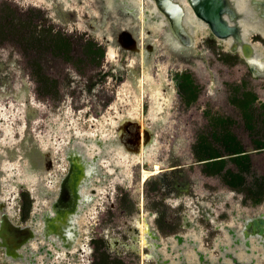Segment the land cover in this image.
<instances>
[{
    "label": "rangeland",
    "instance_id": "374dc122",
    "mask_svg": "<svg viewBox=\"0 0 264 264\" xmlns=\"http://www.w3.org/2000/svg\"><path fill=\"white\" fill-rule=\"evenodd\" d=\"M64 1L78 9L81 18L100 16L99 7L93 0H82V3ZM50 4L49 0H0V166L6 169L0 198L7 202V211L11 215L15 212L14 199H8L10 191L20 196L19 187L11 181L28 183L31 180L36 183L25 154L27 148L33 147L37 151L51 149V158L57 168L45 172V176L56 182L60 167L67 165L64 159L66 149L78 145L86 152L89 149L92 152L97 145L93 140L88 143L87 138L90 136L96 140L98 134L103 145L112 150L107 156L109 163L123 166V169L115 171V166L105 167L106 173H113L110 182L98 188L100 196L81 216V227L86 234L82 247L86 252L81 253L80 259L86 258L82 256L88 252L91 231L88 222L99 220L98 226L102 230L111 228L113 232L116 228H126L128 222L133 226L138 216L134 206L137 198L150 226L161 235L160 249L165 258L175 261L176 254L167 247L175 245L174 234L179 232L194 238L199 250L217 259L219 245L231 243L225 225L239 231L244 219L264 213V78L252 76L242 59L224 53L223 50L227 49L225 43L212 38L208 29L197 30L195 46L200 50L203 47L204 60L190 65L192 73L189 74L194 82H191L192 88L199 91L200 96L192 90L190 95L193 98L186 108L179 103L175 93L168 92L172 98L169 103L167 100L164 113L158 116L163 126L156 130V139L161 137L166 141L157 139L154 150H150L151 156H147L148 166L160 161L165 168L177 167V172L149 177L144 189L138 192L137 166L125 162V151L117 135V128L123 120L120 117H130L133 112L134 93L126 88V84L133 80L128 78L133 75L130 68L134 67H127V62L119 63V57L110 59L114 67L121 68L124 79L109 78L106 85L96 84L95 91L90 92V81L97 79V66L105 64L97 58L103 51V46H97L101 34L93 33L87 37L90 33L84 31L86 28L81 23L78 28L72 23H59ZM259 32L261 29L257 27H248L247 38L254 39L257 47L264 51V37L261 39ZM74 36L88 43L79 44L78 39H71ZM156 42L160 44V40ZM92 45L94 49H90ZM111 51L120 53L116 45L114 49H108ZM126 54V59H130L131 55ZM155 59L158 62L159 58ZM128 64L134 63L129 61ZM164 66L165 75L170 76L163 77L165 83L178 88L183 77L170 80L171 70L167 64ZM153 69L155 72L156 68ZM67 77H71L69 81ZM125 91L127 96L123 93ZM94 93L99 98L93 106L91 97H95ZM28 97L31 98L30 105ZM150 97L148 94L144 105L146 102L151 105ZM162 97L159 95L160 101ZM142 118L150 125V115L145 114ZM207 120V125L200 127V123ZM186 121L190 122L186 128L175 130L174 125L182 126ZM198 136L202 142L193 143ZM107 137H110L109 141L105 140ZM172 137L182 142L173 144ZM11 152L14 158L8 159ZM215 156H224L225 159L204 163L205 159ZM172 158H176L175 162ZM179 166L182 168L178 169ZM128 171L132 173L131 180L122 183L124 176L129 175ZM184 174L190 179L192 193L183 192L180 201L159 187L163 180L171 181V177H175L179 181L178 177ZM110 203L118 206L117 211L126 210L124 219L118 215L115 223L111 217L113 213H105ZM150 212L153 216L159 214V217L153 218ZM186 220L191 222L190 226L185 225ZM54 252L49 264L61 255L56 250ZM2 253L3 249H0V255ZM183 253L187 264H200L191 245L185 247ZM239 254L246 260L254 257L255 264H264L263 247L255 238H252V252L247 254L239 249ZM131 257L137 258L128 255L129 260ZM226 260L232 263L229 258ZM152 261L144 259V264H153Z\"/></svg>",
    "mask_w": 264,
    "mask_h": 264
},
{
    "label": "flooded vegetation",
    "instance_id": "af4514ba",
    "mask_svg": "<svg viewBox=\"0 0 264 264\" xmlns=\"http://www.w3.org/2000/svg\"><path fill=\"white\" fill-rule=\"evenodd\" d=\"M49 1L51 2L50 5L53 15L59 23H72L77 28L78 24L81 23L86 28L84 31L90 33L87 37L93 33L101 34L99 37L100 40L97 39V46L100 48L103 46V51L100 57L97 55V58L102 59L105 64L97 66V79L93 78V80L90 81L89 87L90 90L92 89L90 92L93 93L95 91H93V87L96 84L102 83L106 85V80L109 78H113L114 80L121 79V81L124 79L121 75V68H116L114 67L115 65L111 64L112 58L119 57V63L121 62L122 64V62H127V67H134L130 68L133 75L128 78H132L133 80L130 81L131 83L128 80L126 84V88L131 89L134 93L135 102L133 104V112H131L132 115L130 117L127 115L125 117H120V119L123 120L119 123L117 135L119 136L118 140L122 143V147L125 151L124 157L127 159L125 162L130 165L133 162V165L137 166L136 168L138 171L135 173L138 178L137 182H139L138 192H140V189H144V185L146 183V181H141V170L143 168L146 170H153L155 166V163H153L152 166H148L149 157L147 156H151L150 150H154L156 141L159 140L161 142L164 140L161 137H158V140L156 139V130L159 129L160 126H163L161 125L162 119L158 116L164 113L165 108L167 107L165 104H168L170 98H172V94H168V92L171 91L175 93L178 97L179 103L186 108H189L190 100L193 98L190 95L192 90L200 96V94H198L199 91L192 88L193 86L191 85V82H194L190 80L191 78L189 74L192 73L190 65H195L197 61L204 60V54H202L203 47H201L200 50L195 46V33L197 30L200 28L204 30L208 29L212 38L225 43L227 49L223 50L224 53L234 55L233 58L235 57V59L236 56L237 58L239 57L242 59L248 67V73L252 74V76L256 74L255 76L259 75L264 78V68H262V70L257 68L254 72L250 63L247 62L242 53L239 51L229 50L230 40L232 39L224 40L217 38L212 33L210 28H207V26L197 18L195 12L186 3V0H181L182 3H186L187 6L185 20L187 14H190L193 22L198 23L196 26H194L195 24L193 25V23L191 26L189 25L191 29L190 31H192L193 34V41L190 45L183 44L175 39L172 35L173 30L171 29L170 23H168L164 12L161 11L152 0H140L141 3L138 0H93L100 10L99 18L95 15H93V17L81 18L78 9L68 6L64 0ZM229 1L231 2L230 7L236 12H242L246 9L249 15L257 12L264 13V0ZM78 2L82 3V0H78ZM47 10H49V8H47ZM44 23L46 22L44 21ZM247 23L244 22L243 24V40L252 44L255 51L260 53V55L264 58V51L257 47V43H255L256 41L254 39L250 41L247 38V27H253L249 25V22ZM44 26L49 27V25ZM186 26L188 27V24H186ZM260 26L262 25L256 24L254 27L261 29L259 36H261L262 39L264 37V28ZM73 38L78 39L79 41L78 36L71 37V39ZM157 40H160V44L156 42ZM83 42L84 41L80 40L79 44H82ZM85 42L88 43L86 40ZM85 42L84 44H86ZM114 45L118 47L120 53L110 56L111 54L108 52V49H114ZM92 46L90 49H94L95 46ZM76 53H78L77 50ZM126 53L131 55L130 59H126V56L128 55ZM134 57H136V60H134ZM157 57L159 58L158 62L155 59ZM129 61H133L134 64H128ZM165 64H167L169 70H171L170 75L172 78L170 80L173 81V77H183L181 84L178 85V88L175 86H173V88L171 83H165L163 77H170L164 73ZM153 68H156L155 72H153ZM148 72L149 75L147 74ZM70 78L71 77H67L68 81ZM140 80L142 82L144 81L142 86L140 85ZM141 87H144L143 92ZM157 91H159V93ZM123 93H125V96L128 95V92L126 91ZM148 94H150V98H152L150 106L147 105V102L144 105V100L148 98ZM94 95V98L91 97L93 106L97 104V100L99 98V95L95 93ZM159 95L160 98L162 96L164 97H162L163 99H161V101ZM167 96L169 97L167 98ZM30 100L31 98L28 97L29 105ZM107 101L108 100L106 98L105 103ZM32 111H34V109ZM181 113L182 111L179 112L178 115ZM145 114L152 117L150 125L144 123V118H142V116ZM207 123L208 120L207 122L200 123V127L204 128ZM189 124L190 122L186 121L182 126L175 127L174 125V128H176L175 130H180L182 128H186ZM95 136L98 137L96 140L90 136L87 138L88 143L93 140L97 145L93 148L92 152H89L90 149L86 152L78 145L66 149V158L64 159L66 160L67 165L65 168L60 167V171L57 169L60 173L58 174L56 182L47 179L45 176V172L50 169H54L55 167L51 158V149L39 150L38 148L39 151L33 147L26 149L25 154L29 159L31 173L32 176H34L36 183L33 184L31 180H29L28 183L11 181L13 185L19 187L20 196L18 197L15 195L12 190L10 191V196L8 197V199H14L13 211L15 212L10 216L12 223L26 228L24 229L26 231L24 237L20 236V229L18 230L10 223L7 225L6 218H0V247L6 246V244L10 245L8 240H10L13 245H19L24 242L23 257L17 254L13 256L12 260H18L19 264H49L51 263L50 260L55 256L54 250L61 253V255L57 261H53V264H69V262H71V264H144V259H153V264H164V259H170L164 257L160 249L162 246L161 235L150 226L149 218L143 215V208H141L139 204V198H137V201L134 203L138 216L135 217L136 222L133 226L131 223H127L126 220H123L125 224L127 223V227L116 228V231L113 232L111 228L102 230L98 226L100 225L99 220H94L93 223L88 222L91 226V231L88 235V252L82 256L86 258L83 260L80 259L81 253L86 252V250L82 247L86 234H84L85 232L83 231V227H81V216L84 210H86V208L94 202V199L100 196L101 192L98 188L100 186L108 185V182H110L109 177L112 176L113 173H106L105 167L115 166V164L113 165L109 163V158H107V156L112 153L111 148H108V145H106L107 147L103 145V141L99 138L98 134ZM109 138L107 137L105 140L109 141ZM200 139L201 137L198 136L193 143L200 144L202 142ZM170 140L173 144H179L182 142L179 138L172 137ZM34 150H36V153H33L35 152ZM148 152H150V154ZM141 153H144V161H142L140 157ZM132 157L135 158L133 159ZM12 158H14V154L11 152V154L8 155V159ZM224 159V156H215L205 159L204 163ZM171 160L172 162H175L176 158H172ZM157 163H159L161 167V171L159 173L167 174L171 173V171L175 172L177 170V167L165 168L161 165L160 161H157ZM115 168V171H117L118 169H123V166L119 167L116 165ZM180 168H182V166L178 167V169ZM5 174L6 169L1 168L0 166V196L3 193V183L5 182L3 177ZM131 174L132 173L130 172V179L128 177L125 178L124 176L122 183H125V180L127 182L130 181L132 176ZM153 176L156 175H152L150 177ZM69 177L72 179H68ZM174 178L175 177H171V181H166L164 178L165 180H163L162 186L160 184L159 187H163L167 194L174 196L175 199L180 201L183 198V192L192 193L189 183L190 179L185 174L182 177H178L179 181ZM127 193L129 194L128 190ZM38 198L41 200L38 201ZM37 202H39L41 207ZM6 203L5 199L1 200L0 198V210L6 211ZM117 209V205H111L110 203V207H107V211H105V213L112 212L114 214H111V217L115 223L118 215H122L121 218L123 217L124 219L126 214L125 209L120 211H117ZM105 213L103 215H105ZM149 214L153 216L152 212ZM57 215L58 220H55ZM143 217L145 218L151 231L156 235L147 240L151 247L143 246L140 242L141 233H139V228ZM154 217L158 218L159 214H154L153 218ZM185 225L190 226L191 222L186 220ZM247 231L249 236H252L253 238L255 237L256 243L260 245V242H258L261 238L259 231L252 228L247 229ZM176 235H182L183 237L185 236V238H192L191 236H186L176 232L174 234V239ZM192 239L195 240L194 238ZM184 244L185 247L190 245L187 242ZM167 248L169 251L173 250L176 254V256L173 257L175 261L171 260V262L174 264H181L178 258L180 255L179 250L181 249V253L184 255V248L177 243V240L175 239V245L173 247L169 244ZM234 250L235 249H233V251ZM243 251L246 250L243 248ZM234 253L241 258L239 251H234ZM128 255H135L137 258L131 257L129 260ZM159 255L162 256V259L159 258ZM79 261H82V263Z\"/></svg>",
    "mask_w": 264,
    "mask_h": 264
},
{
    "label": "water",
    "instance_id": "95a60500",
    "mask_svg": "<svg viewBox=\"0 0 264 264\" xmlns=\"http://www.w3.org/2000/svg\"><path fill=\"white\" fill-rule=\"evenodd\" d=\"M157 5V7L164 12L168 23H170L171 29L173 30V36L178 41L182 42L183 44L190 45L193 41V34L190 31V27L186 26L185 20V12H186V3L190 6V8L195 12L198 19L202 21L207 28H210L212 33L219 39H232L230 40V51H239L243 54L245 59L248 63H250L254 72L255 69L259 68L262 70L263 65L260 66V63H264V58L256 53L254 46L247 41H244V22L254 23L255 25H262L260 27L264 28V13H255L249 15L246 9L242 12L234 11L230 5L231 2L229 0H186V3H182L181 0L174 1V0H152ZM252 16V18H251ZM259 56V57H258ZM256 75V74H255ZM76 177V175L74 174ZM72 179V178H68ZM7 205V203H6ZM8 209L0 210V218H6V223L12 224L18 230H21V235L23 236L26 234L25 227H21L20 225H15L12 223L11 214ZM2 211V212H1ZM58 220V215L56 216L55 220ZM60 219V218H59ZM224 228L228 231L230 235V245L227 244H220L219 250L220 255L217 259H213L209 257L207 254H204L201 250L198 249V242L193 240L190 237L185 238L182 235H176L175 239L177 243L182 247L185 248V242L189 243L193 246L194 253L199 258L200 264H255L256 259L251 257L250 259L246 260L243 258L238 257L235 255L234 251L246 250L247 254L252 252V236H249L247 229H256L259 231L261 238L258 240L260 242V246L263 247L264 253V213L261 212L259 215L254 217L244 219L242 221V227L238 231L233 227L225 225ZM137 231V230H136ZM241 233V235H240ZM255 238V237H254ZM10 245L6 244V246L0 247L3 249V260L0 258V262L9 264H14L17 261L12 260V255L19 254L21 257L24 255V246L23 243L19 245H13L10 240ZM238 245V248L237 247ZM259 245V244H258ZM241 246V247H240ZM233 249H235L233 251ZM232 250V251H231ZM178 256L179 262L181 264H187L186 255L181 253ZM255 253V252H253ZM159 258L162 259V256L159 255ZM226 258H229L232 263H229ZM19 263V262H18ZM164 264H174L171 262V259H164ZM180 264V263H179Z\"/></svg>",
    "mask_w": 264,
    "mask_h": 264
},
{
    "label": "bare ground",
    "instance_id": "6f19581e",
    "mask_svg": "<svg viewBox=\"0 0 264 264\" xmlns=\"http://www.w3.org/2000/svg\"><path fill=\"white\" fill-rule=\"evenodd\" d=\"M242 2V1H241ZM242 3H244V2H242ZM242 6L244 7V5L242 4ZM186 23L187 24H189L190 26L192 25V23H193V25L194 26H196V25H198V23L197 22H193V19H192V16L190 15V14H187V16H186ZM245 23H247V21L245 22ZM248 24V23H247ZM250 26H256L254 23H250L249 24ZM245 27H247V26H245ZM248 28V27H247ZM256 53H258L257 51H256ZM110 56H112V55H114V52L113 51H111L110 52ZM259 55H260V53H259ZM259 57V56H258ZM260 63V66H262V63L261 62H259ZM264 66V65H263ZM142 83H144V81L142 82L141 80H140V85L142 86ZM141 90H142V92L144 91V87H141ZM158 93H159V91H157ZM137 97V96H136ZM140 103V102H139ZM138 106V105H137ZM143 154V155H142ZM140 157H141V159H142V161H144L145 160V157H144V153H141V155H140ZM161 171V167H160V165H159V163H155V166H154V169L153 170H146L145 168H143L142 170H141V181H146L150 176H152V175H157V173H159ZM124 176V175H123ZM127 177L129 178V175L127 174ZM130 179V178H129ZM139 233H141V237H140V242H141V245H143V246H149V247H151L149 244H148V242H147V240L150 238V237H152L153 238V236H156L152 231H151V229H150V227L148 226V224H147V222H146V220H145V218L143 217V219L141 220V224H140V228H139ZM12 257H13V255H12Z\"/></svg>",
    "mask_w": 264,
    "mask_h": 264
}]
</instances>
